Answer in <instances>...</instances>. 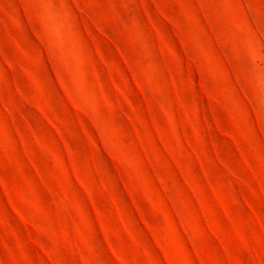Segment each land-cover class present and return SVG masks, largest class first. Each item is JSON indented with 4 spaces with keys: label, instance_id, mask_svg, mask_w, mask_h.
Returning a JSON list of instances; mask_svg holds the SVG:
<instances>
[{
    "label": "rangeland",
    "instance_id": "374dc122",
    "mask_svg": "<svg viewBox=\"0 0 264 264\" xmlns=\"http://www.w3.org/2000/svg\"><path fill=\"white\" fill-rule=\"evenodd\" d=\"M0 264H264V0H0Z\"/></svg>",
    "mask_w": 264,
    "mask_h": 264
}]
</instances>
